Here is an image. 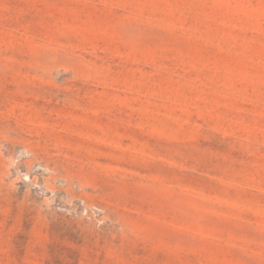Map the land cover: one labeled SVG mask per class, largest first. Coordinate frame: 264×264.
I'll list each match as a JSON object with an SVG mask.
<instances>
[{"label": "rangeland", "instance_id": "rangeland-1", "mask_svg": "<svg viewBox=\"0 0 264 264\" xmlns=\"http://www.w3.org/2000/svg\"><path fill=\"white\" fill-rule=\"evenodd\" d=\"M0 264H264V0H0Z\"/></svg>", "mask_w": 264, "mask_h": 264}]
</instances>
